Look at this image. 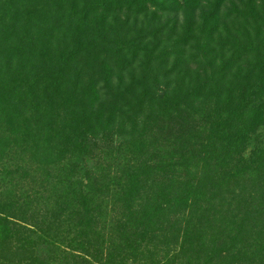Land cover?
<instances>
[{
    "label": "trees",
    "instance_id": "trees-1",
    "mask_svg": "<svg viewBox=\"0 0 264 264\" xmlns=\"http://www.w3.org/2000/svg\"><path fill=\"white\" fill-rule=\"evenodd\" d=\"M0 264H264V0H0Z\"/></svg>",
    "mask_w": 264,
    "mask_h": 264
},
{
    "label": "rangeland",
    "instance_id": "rangeland-1",
    "mask_svg": "<svg viewBox=\"0 0 264 264\" xmlns=\"http://www.w3.org/2000/svg\"><path fill=\"white\" fill-rule=\"evenodd\" d=\"M20 45V44H19ZM85 53H83V55H84ZM85 56V55H84Z\"/></svg>",
    "mask_w": 264,
    "mask_h": 264
}]
</instances>
